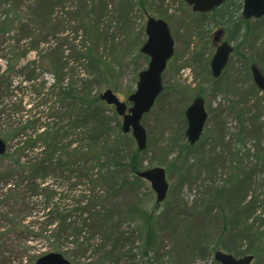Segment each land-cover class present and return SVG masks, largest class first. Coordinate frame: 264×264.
I'll return each instance as SVG.
<instances>
[{
	"label": "trees",
	"instance_id": "obj_1",
	"mask_svg": "<svg viewBox=\"0 0 264 264\" xmlns=\"http://www.w3.org/2000/svg\"><path fill=\"white\" fill-rule=\"evenodd\" d=\"M81 1L0 0V139L7 144L0 155V264H34L40 253L28 252L35 241L76 263V258L90 257L96 264H121L125 257L135 261L141 254L153 264L163 249L160 214L135 195L145 181L137 176L145 169L142 151L122 131L115 109L100 97L102 90L115 88V66L100 55L90 17L93 7L85 14ZM139 4L145 5L143 0ZM16 31L15 42H5ZM64 31L72 36L65 37ZM45 32L59 40L45 42L44 37L38 42ZM205 88L195 95H204ZM245 98L236 102L245 111L231 107L239 122L235 131L218 119L203 142L204 135L194 146L181 142L174 160L185 158L186 163L202 151L216 154L204 163L197 157L189 168L213 171L211 182L205 180L208 188L199 212L236 213L238 222L252 218L249 213L257 206L247 205L243 197L230 211L223 203L247 190L245 160L254 157L256 167L264 166V112L260 107L247 111L250 100ZM177 133L185 137L183 128ZM230 164L223 182L215 177ZM125 191L134 198L120 204ZM224 218L225 230L229 215ZM245 225L244 235L261 238L258 228ZM136 243L140 253L133 252ZM204 246L190 244L180 264H188L185 256L198 249L221 248Z\"/></svg>",
	"mask_w": 264,
	"mask_h": 264
},
{
	"label": "rangeland",
	"instance_id": "obj_2",
	"mask_svg": "<svg viewBox=\"0 0 264 264\" xmlns=\"http://www.w3.org/2000/svg\"><path fill=\"white\" fill-rule=\"evenodd\" d=\"M81 2L79 5L85 14L90 6L93 7L90 17L98 37L97 46H101L99 53L113 67H117V70L114 67L116 77L111 81L115 88H110L123 101H126L130 92L136 89L138 73L146 69L149 63V57L141 53L140 50L147 39L145 31L147 17L163 18L168 21L175 39V54L168 62L167 69L163 74L165 89L156 100L151 111L142 118V124L148 133V145L141 155L145 168L143 170L156 166L165 168L170 184L167 198L161 204L157 202L156 193L148 180H145L135 193L153 208L155 206L154 209L160 214L163 249L159 259L152 263L180 264L179 260L187 251L186 248L193 244L196 246L206 245L209 249L219 245L221 248L218 250H223L237 258L253 255L252 264H264V166L259 164L256 167L255 164L258 161L254 160V157L250 158V161L245 160L243 166L248 172L247 175L249 174L247 178L249 181L247 183L248 188L242 193V196L236 194L234 198L232 195L225 200L223 205H225L226 211H230V209H235L238 206L236 203L234 204V201L243 197L244 202L248 203L247 205L254 203L253 206H257V208L252 209L249 213L252 214V218L248 221L242 220V222L237 221L236 213L225 212L229 218L224 230V214L216 211L199 212L200 206L203 205L201 201L204 199L208 188L205 182H211L213 171L204 173L200 167L189 169L197 157H200L204 163L216 154L210 153L207 149L208 152L203 153L202 151V154H192L186 163L184 162L185 158H182L180 162L174 161L178 156V146L181 142H187L186 135L184 138L178 137L177 132L181 128L186 130L185 110L192 102L196 91L204 86L208 89L203 96L210 112V118L202 142L210 128L213 127L212 123L218 119L229 130L235 131L237 129L239 122L231 113V107L233 105L241 106L242 110L245 111L246 108L236 102L242 101L246 93L248 94L245 99L249 98L250 100L249 107L246 105L247 111L249 108L257 109L260 107L264 112V105L260 103V100L264 98V91L253 90L255 87L252 76H244L245 64L237 57L232 59V63L228 66L221 81H218L219 83L211 80L209 60L215 51V46L206 40L203 20L198 18V15L193 14L184 0H143L144 7L137 0H83ZM252 22L254 31L250 42H255V45L247 50V58L259 64L264 72V19L261 22ZM40 28H44V25H41ZM46 29L48 32V28ZM46 32L40 34L38 42H42L44 37L47 38L45 42H57L59 40L55 35L47 36ZM17 33L16 31L15 34L7 35L5 42H15V39H12L13 37L16 38ZM64 36L72 35L68 31H64ZM78 40L80 39L78 38ZM29 41L30 39H24L21 42ZM20 81L21 79L17 77L16 83ZM249 93H252V97L249 96ZM108 106L113 108L111 105ZM118 118L122 125V118L120 116ZM226 141L227 143L224 142V144L228 145L227 150H229L231 141L228 137ZM134 143L135 149L138 148L135 140ZM222 153L225 154L223 151ZM172 163H175L173 169L170 168ZM230 167L231 164L222 168L219 170L221 174H216L215 177L219 176L223 182L231 170ZM197 168L201 169V171L199 170L201 175ZM199 177L201 178L199 179ZM133 198L134 194L125 191L118 199V203H127ZM257 198L260 202L256 201ZM195 207L197 210L194 209ZM245 223V226L253 224L255 230L258 228L259 232L263 233L261 238L256 236V233L244 235L247 233L242 231ZM29 246L28 253L31 255L40 253V256L53 252L46 242L35 241ZM134 246L138 247L139 245L136 243ZM250 246L256 247L258 251L251 250ZM205 250L201 252V249H198L195 255L187 254L185 260L188 264H218L217 262L213 263V255L216 250L212 252ZM133 252L140 253V248H135ZM151 255L153 253H150ZM65 257L73 264H96L98 261L90 259V257H82V259L76 258V263L67 256ZM147 259L140 254L135 261L125 257L121 264H145L149 261Z\"/></svg>",
	"mask_w": 264,
	"mask_h": 264
},
{
	"label": "water",
	"instance_id": "obj_3",
	"mask_svg": "<svg viewBox=\"0 0 264 264\" xmlns=\"http://www.w3.org/2000/svg\"><path fill=\"white\" fill-rule=\"evenodd\" d=\"M193 7L194 11L208 12L221 5L224 0H184ZM244 16L246 18H261L264 16V0H245ZM147 41L141 51L150 57L149 66L139 74L136 91L128 97V102L122 101L112 90L107 89L101 94V99L116 108L117 113L123 117V132H132L139 150H145L148 144L147 130L142 124L143 116L154 106L156 99L163 90L162 75L166 70L168 61L174 55L175 41L171 34L169 24L164 19L149 17L146 23ZM232 51L230 45L222 44L212 60V71L218 77L226 65ZM254 79L261 90H264V75L254 65L252 67ZM128 111V112H127ZM188 122L186 137L191 145L200 140L208 112L205 107L204 97H196L185 111ZM6 142L0 139V155L6 151ZM138 176L151 182L157 202L166 199L169 191L166 170L163 167H154L138 172ZM214 258L220 264H252L253 255L235 257L234 255L217 250ZM35 264H73L60 252H50L39 256Z\"/></svg>",
	"mask_w": 264,
	"mask_h": 264
},
{
	"label": "flooded vegetation",
	"instance_id": "obj_4",
	"mask_svg": "<svg viewBox=\"0 0 264 264\" xmlns=\"http://www.w3.org/2000/svg\"><path fill=\"white\" fill-rule=\"evenodd\" d=\"M244 5H245V0H224L221 3V5L214 7L211 11H208V12L194 11L192 6L190 8L193 14L195 15L203 14L202 20H203V24L205 28L204 33L206 35V40L215 46V51L213 55L211 56V58L209 57L210 58L209 71H210L211 77L214 80H217L215 82L219 83L221 81V78L226 73L228 66H230V64L232 63L233 61L232 59L234 57H237L240 61H243V64H245L244 76L245 75L246 77H249L250 75L252 76L253 83H254L253 86L255 87V89L253 90L259 91L261 89L258 87V85L255 82L252 67L255 65L261 71L263 75H264V72L262 71V68L259 66V64H257L254 60L247 58L248 57L247 50H249L250 47H253L255 45V42H250L251 37L253 35V31H254V28L252 27L253 25L252 21H256V23L258 21L261 22V20L264 19V16H262L261 18H254V17L246 18L244 16ZM197 17L200 18V15ZM170 30L172 33L171 27H170ZM172 36H173V33H172ZM226 43L232 47V51L220 75L216 77L214 76L213 71H212V60L215 54L217 53L219 47L222 44H226ZM174 50H175V45H174ZM174 54H175V51H174ZM164 89L165 88L163 87V90ZM204 91L207 92L208 89L205 88ZM261 91H264V90H261ZM247 94L248 93H246L245 96H247ZM251 94L252 93H249V96ZM199 96L204 97L203 95H200V94L194 95L192 102L194 101L196 97H199ZM192 102L188 106H190ZM205 107L208 112V118L206 121V125H207V122L209 121L210 112L207 107L206 100H205ZM206 125L204 128L203 135L205 133Z\"/></svg>",
	"mask_w": 264,
	"mask_h": 264
},
{
	"label": "bare ground",
	"instance_id": "obj_5",
	"mask_svg": "<svg viewBox=\"0 0 264 264\" xmlns=\"http://www.w3.org/2000/svg\"><path fill=\"white\" fill-rule=\"evenodd\" d=\"M151 169V168H150ZM145 171V170H144Z\"/></svg>",
	"mask_w": 264,
	"mask_h": 264
}]
</instances>
